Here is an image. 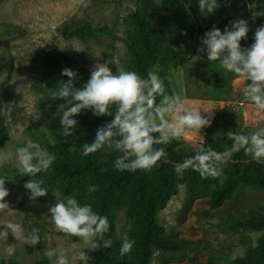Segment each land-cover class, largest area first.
I'll return each instance as SVG.
<instances>
[{
    "label": "rangeland",
    "instance_id": "374dc122",
    "mask_svg": "<svg viewBox=\"0 0 264 264\" xmlns=\"http://www.w3.org/2000/svg\"><path fill=\"white\" fill-rule=\"evenodd\" d=\"M143 0H0V87L13 91L10 101L0 99V115L4 116L8 139L0 147V178H6L5 187L9 195L5 197L8 207L0 210V231L11 221L23 226L25 232L39 229L40 243L30 246L15 239L9 232L0 235V259L7 264H35L46 249H68L70 264L79 262L95 264L92 249L83 240L73 241L55 229L48 213L56 202L54 194L48 192L43 197L30 200V193L23 185L27 181L13 177L15 150L28 142L39 145L51 141L46 128L51 111L62 99L51 101L45 98L34 82L45 71L43 54L51 49L68 55L71 64L91 70L97 62H104L110 56L119 57V64L110 65L125 70L126 45L124 38L128 29L127 16ZM157 15L147 17L157 34H165L170 40L176 38L175 23L171 15L160 5ZM217 5L227 11L228 20L244 19L253 32L263 23L253 18L251 0H217ZM264 10V0L260 5ZM89 22L95 26H107L113 36L80 39L62 33L64 22ZM223 32V31H221ZM253 42L247 38L240 41L242 48ZM204 47L200 45L198 48ZM198 48L183 66L171 67L168 80L173 94H178L186 108H198L202 116L213 115L225 107L228 125L220 124L210 133L219 141L228 139L226 133L254 131L264 127V110L243 95L248 81L226 72L219 61L209 62L206 52ZM159 102V97L157 98ZM221 123V122H220ZM233 125L232 128H227ZM208 126L199 130L188 129L184 135L173 140L177 148L185 154H193L202 147ZM208 195L186 196V185L179 184L176 194L159 210L157 217L166 234L188 241L183 251L173 254L154 253L147 264H195L226 263L244 255L249 246L257 242L260 232L247 230L229 231L228 223L245 216L251 211L264 214V188H241L233 196L226 198L218 207H211ZM118 234L124 237L129 224L124 209L116 217ZM84 251L88 261L80 260L78 253ZM75 257V258H74ZM55 257L51 259L55 263Z\"/></svg>",
    "mask_w": 264,
    "mask_h": 264
},
{
    "label": "trees",
    "instance_id": "16d2710c",
    "mask_svg": "<svg viewBox=\"0 0 264 264\" xmlns=\"http://www.w3.org/2000/svg\"><path fill=\"white\" fill-rule=\"evenodd\" d=\"M251 2L253 12L264 11L260 9L262 0H251ZM160 5L171 15L175 23L176 38L170 40L165 34L159 35L154 31L147 17L157 15L159 4L154 0H143L127 16L128 29L124 38L125 70L135 71L141 77H146L147 70L158 64L159 75L164 82L166 92L173 94L168 80L169 69L187 63L201 45L200 41L206 31L214 26L223 31L226 26L230 27L229 22L233 20L227 19V11L220 6L212 13H201L198 0H160ZM263 17H256L258 23H263ZM61 31L67 36L80 39L113 36L109 27L95 26L86 21L64 22ZM253 37V28L249 27L247 41L254 42ZM42 63L45 71L35 80L34 86L51 101L55 100L51 93L58 87V81L67 80V77L61 76L63 68L67 67L77 72L75 87H81L89 79L90 70L71 64L68 55L60 50L46 51L42 56ZM13 94L11 89L0 87V99L10 101ZM56 110L57 108L51 111L46 123L51 141L40 145L56 155L52 166L35 177L20 176L17 169L12 174L15 179L22 181L43 180V187L48 192L57 191L64 197L75 196L81 204H90L95 212L107 216L110 229L105 234V238L111 239L112 245L107 249L92 250L95 264H147L154 253L173 254L187 248L188 241L164 233L157 217L159 210L164 208L167 201L177 193L181 183L186 185L188 199L208 195V203L211 207H218L241 188H264V161L257 163L243 150L234 154L231 161L222 166V174L216 178L201 177L198 172L191 169L186 170L182 178H178L174 165L196 153L185 154L174 143L162 145L167 155L152 169L135 172L118 171L113 167L115 158L120 155L118 152L101 149L88 156L82 155V145L92 143L97 128L109 122L111 116L97 117L93 115L91 109L82 110L74 117L78 124L73 135L64 137L59 115L52 119ZM229 122L226 108L218 110L211 118V124L204 134L202 147L211 146L218 152L230 147L232 141L229 138L219 141L210 133L212 128L220 124L226 126ZM232 127L233 125L227 128ZM248 132L250 131L243 130L240 133ZM7 139L5 119L0 115V147ZM91 185H96L98 190L89 192L88 188ZM121 209H124L129 224L126 235L129 240L135 241L132 251L123 256L120 254L123 237L118 234L116 224L117 213ZM227 227L229 231L243 229L260 232V235L256 244L249 246L244 255L226 263L207 264H264V214L251 211L243 217L231 220ZM65 236L73 241L80 239L66 234ZM0 264L7 263L0 259ZM35 264L55 263L42 251Z\"/></svg>",
    "mask_w": 264,
    "mask_h": 264
},
{
    "label": "clouds",
    "instance_id": "9594fccd",
    "mask_svg": "<svg viewBox=\"0 0 264 264\" xmlns=\"http://www.w3.org/2000/svg\"><path fill=\"white\" fill-rule=\"evenodd\" d=\"M198 6L201 13H212L218 7L217 0H198ZM259 16H264V11L253 12V18ZM229 24L230 27L226 26L223 32L215 26L206 31L200 41L204 47L198 48V52H206L209 62L219 61L226 72L248 81L243 90L244 97L257 109L264 110V24L255 30L254 42L247 48H242L240 41L247 38L248 22L237 19ZM118 64L117 56L95 63L89 79L79 88L74 85L78 78L77 72L63 68L61 76L67 77V80H59L58 87L51 94L54 99H62L64 103L57 106L52 119L59 115L62 134L69 137L78 124L74 117L82 110L91 109L97 117L111 116L109 122L97 128L94 141L82 145V155L88 156L101 149L115 151L120 153L113 164L116 170H150L167 155L162 145L166 146L181 138L188 129L200 131L209 126L212 114L208 112V116H202L198 108H186L180 95L167 93L158 64L147 70L146 77L122 68L115 67L113 71L110 65ZM226 135L232 141L230 147L220 152L211 146L201 147L195 155L174 165L177 177L182 178L184 172L191 169L201 177L216 178L222 174V166L228 164L233 155L241 150L257 163L264 161V127L247 134L228 131ZM14 155L19 175L28 177L47 171L56 160L54 153L35 142L16 148ZM4 159H0V163ZM5 180L0 178V210L8 207L5 197L9 191L5 187ZM43 184L44 181L39 179H29L24 183L23 187L30 193V200L48 193ZM97 190L96 185L88 188L89 192ZM54 195L56 202L49 207L48 213L55 229L68 236L81 238L90 246L85 249L111 247V239L105 238L110 229L107 216L95 212L90 204H81L75 196L62 198ZM3 228L0 235L6 237L10 232L15 239L27 245L36 246L40 243L37 228L26 233L21 224L11 221L5 223ZM134 244L135 241L125 235L120 254L130 253ZM44 255L49 259L55 257V264H70L68 249H46ZM78 258L88 261V256L82 250Z\"/></svg>",
    "mask_w": 264,
    "mask_h": 264
},
{
    "label": "water",
    "instance_id": "95a60500",
    "mask_svg": "<svg viewBox=\"0 0 264 264\" xmlns=\"http://www.w3.org/2000/svg\"><path fill=\"white\" fill-rule=\"evenodd\" d=\"M194 46H195V43H194Z\"/></svg>",
    "mask_w": 264,
    "mask_h": 264
}]
</instances>
